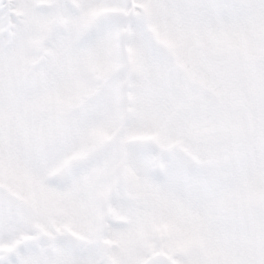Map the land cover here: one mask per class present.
Wrapping results in <instances>:
<instances>
[{"label":"snow or ice","instance_id":"snow-or-ice-1","mask_svg":"<svg viewBox=\"0 0 264 264\" xmlns=\"http://www.w3.org/2000/svg\"><path fill=\"white\" fill-rule=\"evenodd\" d=\"M0 264H264V0H0Z\"/></svg>","mask_w":264,"mask_h":264}]
</instances>
